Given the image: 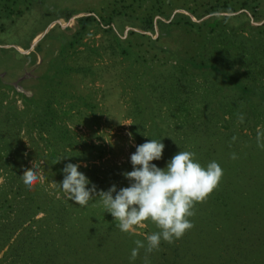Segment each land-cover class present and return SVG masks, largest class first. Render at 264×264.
Instances as JSON below:
<instances>
[{"label": "trees", "instance_id": "1", "mask_svg": "<svg viewBox=\"0 0 264 264\" xmlns=\"http://www.w3.org/2000/svg\"><path fill=\"white\" fill-rule=\"evenodd\" d=\"M263 1L107 0L98 17L78 16L70 33L53 25L61 45L36 78L41 90L27 95L0 79V264H264V172L251 176L252 152L264 149L256 128L264 123ZM97 32L98 43L84 40ZM73 75L101 82L99 97L87 82H68ZM107 87L133 123V153L161 140L163 158L152 162L160 168L183 150L223 170L218 188L196 204L194 227L151 253L145 237L155 224L122 232L100 197L80 207L60 184L74 163L97 192L130 186L123 173L133 170L131 157L96 163L101 144L79 139L66 122L88 110L99 123ZM35 162L44 180L29 188L21 175ZM136 240L145 248L132 260Z\"/></svg>", "mask_w": 264, "mask_h": 264}, {"label": "clouds", "instance_id": "2", "mask_svg": "<svg viewBox=\"0 0 264 264\" xmlns=\"http://www.w3.org/2000/svg\"><path fill=\"white\" fill-rule=\"evenodd\" d=\"M128 135L134 139L131 132ZM164 149V143L155 139L136 146L130 158L133 170L123 173L130 182L128 187L117 190L114 184L107 191L97 192L95 184L88 187L90 179L79 170L80 165L74 163L64 167L61 187L67 198L80 207H86L94 197H100L104 211L112 214L115 227L122 232L134 235L145 227L146 222L155 224L159 230L145 237L146 252L151 253L159 250L162 241L173 243L194 227L190 218L195 215L196 204L206 202L223 177V170L216 161L204 166L195 158V153L183 150L171 158L166 168H160L152 162L163 158ZM33 167L35 171L26 169L21 175L29 188L38 180L41 183L44 180L43 175H38L40 163ZM135 244L132 260L136 259L140 248H145L141 240H136Z\"/></svg>", "mask_w": 264, "mask_h": 264}, {"label": "rangeland", "instance_id": "3", "mask_svg": "<svg viewBox=\"0 0 264 264\" xmlns=\"http://www.w3.org/2000/svg\"><path fill=\"white\" fill-rule=\"evenodd\" d=\"M106 1L0 0V79L27 95L41 90V86L36 84L38 83L36 78L44 71L48 59L57 53L61 45L60 30L56 31V27L52 28L53 25L57 23L62 31L70 33L77 24L78 16L96 14L98 17V13L102 12ZM67 9H74L76 12L69 18L56 17L60 11ZM176 10L183 9L174 11ZM259 22L255 21L254 23ZM128 28L129 26H126L125 31ZM49 30L52 34L44 36ZM35 33L36 35L31 38ZM99 38L100 33L97 32L88 35L84 40L90 44H96L99 42ZM36 45H39L41 49H36ZM101 59L98 58L95 61H101ZM67 80L82 88L85 87L84 82H87L89 86L93 85L94 89H97L96 97L98 98L100 95L99 87L102 86V83L98 80L91 83L88 75H73ZM9 94L16 97L18 105H21V98L17 93H12V90H9ZM104 95L105 99L100 103H104L106 109L99 118V123L93 122L92 113L88 110L86 112L73 110L66 122L79 139L101 144L104 152L95 162L105 166L120 164L130 158L136 142L128 135L129 125L120 123V121L129 123L130 118L124 116V105L121 104V99H118L116 90L107 87ZM256 128L261 131L264 140V123H259ZM105 137L111 140V143L106 141ZM252 156H254L253 166L255 169L251 171V176L256 177V175H260V172H264V149L257 145ZM34 164H38V162ZM142 230L138 229L137 232Z\"/></svg>", "mask_w": 264, "mask_h": 264}]
</instances>
